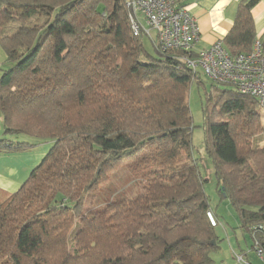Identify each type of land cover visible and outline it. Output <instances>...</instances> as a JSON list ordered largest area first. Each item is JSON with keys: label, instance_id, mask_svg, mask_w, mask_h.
Returning a JSON list of instances; mask_svg holds the SVG:
<instances>
[{"label": "trees", "instance_id": "1", "mask_svg": "<svg viewBox=\"0 0 264 264\" xmlns=\"http://www.w3.org/2000/svg\"><path fill=\"white\" fill-rule=\"evenodd\" d=\"M131 1L0 0V152L38 145L20 136L49 141L19 189L0 197V264L213 262L221 239L191 156L187 101L193 81L206 92L204 73L182 50L153 42L147 52L151 36L131 31ZM256 3L237 4L221 39L231 55L256 41ZM221 84L202 102L205 151L252 238L251 224L264 227V143L250 138L264 136V123L255 97ZM123 172L140 192L103 187L101 199L100 184Z\"/></svg>", "mask_w": 264, "mask_h": 264}, {"label": "built area", "instance_id": "2", "mask_svg": "<svg viewBox=\"0 0 264 264\" xmlns=\"http://www.w3.org/2000/svg\"><path fill=\"white\" fill-rule=\"evenodd\" d=\"M130 4L133 9L129 15L132 34L138 36L143 30L151 36V31H154L159 49L184 51L185 58L192 56L186 60L194 72L200 67L209 80L232 84L239 91L255 97L259 106L264 108V57L258 39L248 53L231 55L221 40L209 48L197 49V20L180 5L181 0H132ZM207 216L210 223L216 225L212 214L207 212ZM250 228L252 238L258 235L251 250L260 262H264V227L257 224ZM233 254L238 264H252L246 253Z\"/></svg>", "mask_w": 264, "mask_h": 264}, {"label": "rangeland", "instance_id": "3", "mask_svg": "<svg viewBox=\"0 0 264 264\" xmlns=\"http://www.w3.org/2000/svg\"><path fill=\"white\" fill-rule=\"evenodd\" d=\"M7 28L9 30H12L13 28H16V26L9 24V27ZM151 40L144 37L143 43L146 51L149 52L150 54H153L154 51L153 42H155V33L153 31H151ZM196 48L200 49L199 47ZM6 66L7 64L4 63L2 67H6ZM201 78H202V83L204 84V87L206 89V92L204 91L203 86L198 87L196 82L193 81V83H191V85L188 87L187 90V101L193 123V129L191 135V139H192L191 156L193 161L196 162L199 171L201 173V176L206 180L203 186L204 192L208 198L210 209L215 214L217 221L215 220V217L213 216L212 212L208 211V213L212 214L214 218L213 220L216 221V225H214L216 226L214 228V232H216L218 238L221 239L219 242V247L215 252L211 253V257H213L212 259L215 264H220L221 261L227 262V264L231 263L228 257L231 258L233 263L235 264L236 258L233 255L232 249H238L240 246L241 248L248 250L249 258L252 259V261L255 264H263L256 259V257L254 256L251 250L252 242L254 241V238L258 237V235L255 234V237L251 238L250 234L244 231L240 227V219L238 217V213L236 209L233 207L229 199L221 196L218 190L216 189V178L214 174V168L211 159L209 158V156L205 151V146H204V132L211 118L203 115L202 102L204 101L206 93L214 94L215 92H217V90H222L229 86L223 84H215L212 81L206 79L203 74H201ZM258 111L261 117L260 121H262L261 122L262 125V123H264V108L260 107ZM20 137L21 138L19 140L22 141L29 140L32 142L36 141L38 143V145L35 148L36 155H41L42 152H45L48 149V143H49L48 140H39L34 138L30 139L29 137H23V136ZM250 139L252 145L257 144L261 146L264 143L263 142L264 136L261 132L257 134H253V136ZM129 180L130 179H128V177L123 172V175L121 177H119L117 180L115 179L114 184L113 181L108 182L109 184L105 183L104 185L102 182L99 186V190L101 191L99 193V197L101 199L103 198V187L104 188L106 187L107 191L109 189L110 191H114V192L118 191L120 196L126 198L136 195L138 192H140V188L138 187L136 181L134 180L129 181ZM127 182L128 184H126ZM89 206L90 205L86 204L85 209ZM250 226L253 225L251 224ZM249 230H251V228H249ZM242 253L240 251L236 252V254H242Z\"/></svg>", "mask_w": 264, "mask_h": 264}, {"label": "crops", "instance_id": "4", "mask_svg": "<svg viewBox=\"0 0 264 264\" xmlns=\"http://www.w3.org/2000/svg\"><path fill=\"white\" fill-rule=\"evenodd\" d=\"M239 1L182 0V3L188 8L190 14L197 20L200 32L197 47L206 48L216 41L223 39L233 25ZM251 14L254 20L256 39H261L264 37V0H257V3L251 8ZM5 59L6 56L0 48V66H3ZM11 138L19 139L20 137L12 136ZM35 150L33 148L20 152H0V197L6 195V193L18 190L28 177L32 168L39 163L45 152H42L41 155H36ZM232 251H243L249 258L248 250L240 246L238 249H232ZM228 259L231 261L229 264H234L231 258L228 257ZM250 261L252 264H255L252 259ZM261 263L264 264V262ZM212 264H215L214 261ZM220 264H227V262L221 261ZM235 264H238L237 260Z\"/></svg>", "mask_w": 264, "mask_h": 264}]
</instances>
